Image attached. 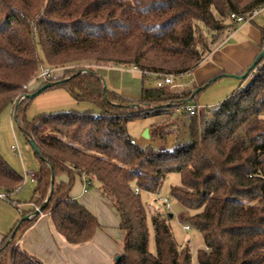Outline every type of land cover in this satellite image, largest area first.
<instances>
[{
	"label": "trees",
	"instance_id": "1",
	"mask_svg": "<svg viewBox=\"0 0 264 264\" xmlns=\"http://www.w3.org/2000/svg\"><path fill=\"white\" fill-rule=\"evenodd\" d=\"M263 8L264 0H0V115L18 105L16 120L40 151L36 198L23 216L46 203L42 213L66 242L91 241L103 225L72 196L77 175L86 186L99 184L126 233L114 264H192L190 248L176 241L166 215L152 217L156 252L149 248L142 195H160L167 177L178 173L181 186H172L169 196L190 212L187 224L203 236L197 264H264V58L251 81L215 109L214 119L201 124L197 114L189 117V136L174 135L172 147L166 126L152 124L151 143L141 145L128 123L176 116L200 91L143 85L141 97L129 99L104 90L97 73L100 66H137L144 80L145 72L181 77L237 29L232 14ZM42 65L63 73L40 94L63 90L99 111L58 110L28 119L36 99L28 95L46 85L37 81ZM174 126L178 130L179 122ZM23 181L0 155V191L21 189ZM38 217L18 221L3 239L0 264H44L18 244Z\"/></svg>",
	"mask_w": 264,
	"mask_h": 264
},
{
	"label": "rangeland",
	"instance_id": "2",
	"mask_svg": "<svg viewBox=\"0 0 264 264\" xmlns=\"http://www.w3.org/2000/svg\"><path fill=\"white\" fill-rule=\"evenodd\" d=\"M253 19L254 21H256V23L263 24L264 8L259 10L252 17V20ZM62 73L63 70H55L54 77H59ZM109 73H114V81L117 84L121 83L122 86L129 83V86L133 87L136 83V85L139 86L140 93L143 85L146 87L156 86V77L154 75H148L146 76V79H143L142 81V73L133 70L131 67H120V69L114 70V72ZM252 75L249 76L248 79L245 80V82L242 84L241 80H236V78L232 77H221L222 75H216L215 77H213L212 80L208 82L210 84L202 91H200L193 100L188 102V105L196 106L200 109V112L197 113V119L199 123L206 124L208 121L214 119L215 109L218 108L220 104L224 102L231 94L238 90V88L242 87L243 85L246 86L248 82L251 81ZM217 77L221 78L216 79ZM103 78L106 82L107 87L110 88V81L106 76H103ZM191 78L192 77L189 76L188 73H186L181 77H178V82L181 85L188 84L186 82L191 80ZM36 85L39 84L36 83ZM184 91H191V89L187 90L186 87ZM13 108L14 105L5 109L0 115V155L10 165L11 168H13L18 174L24 176V181L22 184V188L19 191L9 195V200L0 199V242L11 233V231L17 225L18 221L23 218V212L31 208L32 204L30 202L33 198H36L34 191L38 184L37 181L40 172L39 159L37 158L32 146L21 130L19 123L15 119ZM90 108H94L97 112L99 111L96 107L87 102H76L73 104H55L48 108L42 107L38 102H34L27 110V118L31 120L36 115L43 112L68 109L86 110ZM184 108L185 106L179 108L180 111H178L179 109L177 110L178 114H176V116L173 114H168L163 117L164 115H162V117L158 118L159 121H155L154 117L131 121L128 123V132L137 143L144 145V142L146 140V137H144V133L146 129H149L152 124L158 122L160 125L166 126V131H171L173 133V135H168L166 138V145L172 147L174 142V135L179 136L180 138H187L189 136L187 123L190 116L187 114V112H185L186 114H181ZM176 122H179L180 128L178 130H176L175 126L173 128L170 127ZM12 146H16L18 147V149L13 150ZM27 172L28 175L26 174ZM31 174H36L35 180L31 179ZM172 186H181V178L178 173H173L167 177V179L163 183L160 195H142L143 201L146 203L148 211V222L150 229L149 248L152 253L156 252L155 230L152 223V217L163 214L167 217L166 222L170 226L176 241L180 245H187L190 248L192 264H197V252L199 249L204 248L203 236L200 232L194 229L188 231L184 229V225L187 224L186 218L190 214V212L179 202L169 196ZM87 188L89 190V195H84L83 182L81 181L80 177L76 175L71 194L72 196H75L76 194L78 197L77 200H79L80 202L82 199L80 200L79 197L82 198V196H85L84 198H86V200H92V204H89L90 207L88 206L89 210H91L98 217L101 215L99 217L101 222L109 225L108 227L111 229V231H113L111 232V234L115 236L114 241L119 245L121 253L124 242L123 237H121V233H126L120 228H113L119 223L117 212L114 210H110L111 212L109 211L110 213L107 214L101 212L102 210H105L104 205H107V207L109 206L106 202L102 203L100 199L98 200V190L100 188L99 184L96 181H93L92 183L87 185ZM159 197L168 198L169 203H163L164 201H161ZM11 201L13 202L11 203Z\"/></svg>",
	"mask_w": 264,
	"mask_h": 264
},
{
	"label": "crops",
	"instance_id": "3",
	"mask_svg": "<svg viewBox=\"0 0 264 264\" xmlns=\"http://www.w3.org/2000/svg\"><path fill=\"white\" fill-rule=\"evenodd\" d=\"M262 28H264V23L258 24L254 19L251 22L238 25L237 29L229 34L224 42L218 46L197 69L188 73L192 78L186 82L188 84H185L187 90L191 89V91L195 92L196 89L206 85L216 75H240L244 73L261 52V45L263 43ZM118 69H120L119 66H100L97 68V73L102 78L103 76L107 77L110 81L109 87L112 90L119 92L126 98L139 99L141 93L136 83L131 87L129 83L122 86L121 83L117 84L114 81V73L109 72H114V70ZM34 102H38L39 105L45 108L55 104L76 103L63 90L43 92L36 97ZM178 111H180V109ZM198 112H200V109ZM160 117L162 116L154 117L155 121H159L158 118ZM163 117H165V115ZM149 130L151 131V127H149ZM149 143H151L150 138L145 140L144 145ZM63 178L67 177L65 176ZM81 181L83 182V189H85V178H82ZM84 195H89V190L86 193L84 192ZM73 197L78 199L76 194ZM84 197L85 196H82V198L79 197V199H82L81 203L89 209V204H92V200H86ZM99 199L102 203L106 202L109 206L107 207V205H104L105 210L101 212L107 214L111 212L110 210L115 211V209H112L110 203L103 197L100 189L98 190V200ZM12 202L13 201H11V203ZM102 225V228L97 230L91 241L84 244L73 245L66 242L63 236L56 231L51 217L48 214L41 213L35 223L18 241V244L31 255L39 258L44 264H114L116 258L121 254L120 248L114 241L115 236L111 234L113 231L108 227L109 225L105 223H102ZM113 228L119 229V223ZM121 234L124 241L125 234Z\"/></svg>",
	"mask_w": 264,
	"mask_h": 264
},
{
	"label": "built area",
	"instance_id": "4",
	"mask_svg": "<svg viewBox=\"0 0 264 264\" xmlns=\"http://www.w3.org/2000/svg\"><path fill=\"white\" fill-rule=\"evenodd\" d=\"M258 11H255L252 15L250 16H243V15H236V14H232L231 15V19H233L235 21V23L237 25H240L242 23H246L248 21H251L252 20V17L257 13ZM133 70L135 71H138V72H141V70L137 67V66H132L131 67ZM54 72L55 70L54 69H51L47 66H44L42 65L41 66V69H40V73L37 77V81L38 82H45V83H49L50 82V78L54 77ZM142 73V72H141ZM146 76L148 75H154L156 77V85L158 87H162V86H165V85H169L171 88L173 89H176L178 92H183L185 89H186V86L185 84L181 85L179 82H178V77L173 75V74H150L148 72H145L144 73ZM28 87V86H26ZM25 87V88H26ZM23 98V97H21ZM187 112V114L191 117L195 114L198 113V110L199 108L196 107V106H192V105H186L185 108H184ZM13 112H14V108H13ZM13 150H17L18 147L16 146H12ZM28 175V172L26 173ZM35 176L36 174H31V179L32 180H35ZM20 189H15L13 190L12 192H5V191H0V199L2 200H9V195L19 191ZM88 191L87 189V186L85 185V189H84V192L86 193ZM136 191L138 192L139 189H136ZM161 201H164L163 203H166L167 202V199L165 197H159ZM39 208V207H37ZM36 208V209H37ZM184 229L185 230H190L191 227L188 225V224H185L184 225Z\"/></svg>",
	"mask_w": 264,
	"mask_h": 264
},
{
	"label": "water",
	"instance_id": "5",
	"mask_svg": "<svg viewBox=\"0 0 264 264\" xmlns=\"http://www.w3.org/2000/svg\"><path fill=\"white\" fill-rule=\"evenodd\" d=\"M264 58V49L259 53V55L257 56V58L255 59V61L250 65V67L245 71V73L243 74H240V75H222V76H230V77H233V78H236V79H239V80H242V79H245V78H248L249 76H251V73L253 71H255L256 67L258 66V64L261 62V60ZM216 80V79H215ZM53 83L52 82H49V83H46V85H44L43 87H41L40 89H38L36 92L28 95L31 99L37 97L42 91H44L46 88H48L49 86H51ZM103 84H104V90H106L107 88V85H106V82L105 80L103 79ZM207 84H210V83H207ZM206 87V85H204L203 87H200L198 89L195 90L194 93H197L199 91H201L202 89H204ZM188 102H190V99L188 100ZM17 109H18V105L15 106L14 108V116H15V119H17ZM144 137H146V139H149L150 138V130L149 129H146L145 133H144ZM29 143L30 145L32 146L34 152L37 154V155H40V151L38 149V147L36 146L35 142L33 140H29ZM46 203H44L42 206H40L39 208L36 209L35 212L31 213L30 215H25L23 216V218L21 219V222L24 221V220H30V219H33L34 217L40 215L42 212H43V209L45 207ZM119 256L116 258L118 259Z\"/></svg>",
	"mask_w": 264,
	"mask_h": 264
}]
</instances>
